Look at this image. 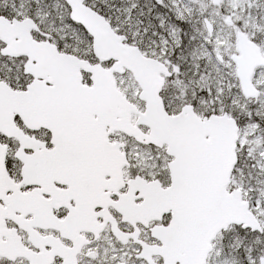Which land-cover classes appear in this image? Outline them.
I'll use <instances>...</instances> for the list:
<instances>
[{
    "label": "snow or ice",
    "instance_id": "6c2138e0",
    "mask_svg": "<svg viewBox=\"0 0 264 264\" xmlns=\"http://www.w3.org/2000/svg\"><path fill=\"white\" fill-rule=\"evenodd\" d=\"M0 264H264V0H0Z\"/></svg>",
    "mask_w": 264,
    "mask_h": 264
}]
</instances>
